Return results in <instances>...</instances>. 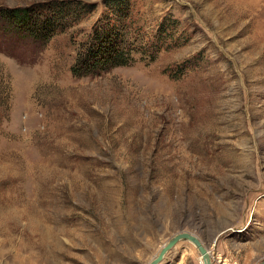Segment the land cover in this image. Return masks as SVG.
Segmentation results:
<instances>
[{
  "label": "rangeland",
  "instance_id": "1",
  "mask_svg": "<svg viewBox=\"0 0 264 264\" xmlns=\"http://www.w3.org/2000/svg\"><path fill=\"white\" fill-rule=\"evenodd\" d=\"M58 1L47 41L2 18ZM111 1L0 0V264H260L264 0ZM123 25L134 61L74 75Z\"/></svg>",
  "mask_w": 264,
  "mask_h": 264
},
{
  "label": "trees",
  "instance_id": "2",
  "mask_svg": "<svg viewBox=\"0 0 264 264\" xmlns=\"http://www.w3.org/2000/svg\"><path fill=\"white\" fill-rule=\"evenodd\" d=\"M108 2L109 0H106V3ZM72 4H79V2L58 1L38 6L4 9L2 18L12 27L15 25L20 28L23 35L35 40L47 41L70 20L68 10ZM83 5L90 8V4ZM128 28L129 26L123 25L113 32L106 27L104 35H100V29L95 31L78 54L77 61L72 67L73 74L81 77L110 67L131 64L134 57L126 38Z\"/></svg>",
  "mask_w": 264,
  "mask_h": 264
},
{
  "label": "water",
  "instance_id": "3",
  "mask_svg": "<svg viewBox=\"0 0 264 264\" xmlns=\"http://www.w3.org/2000/svg\"><path fill=\"white\" fill-rule=\"evenodd\" d=\"M181 240H189L192 243H194L202 255L204 264H213L210 253L204 247L200 239H198V237L186 231L178 232L175 235H173L163 245L159 253L148 264H160L165 258V255L168 253V251H170ZM260 264H264V260Z\"/></svg>",
  "mask_w": 264,
  "mask_h": 264
},
{
  "label": "bare ground",
  "instance_id": "4",
  "mask_svg": "<svg viewBox=\"0 0 264 264\" xmlns=\"http://www.w3.org/2000/svg\"><path fill=\"white\" fill-rule=\"evenodd\" d=\"M202 260H203V258H202ZM203 263H204V261H203Z\"/></svg>",
  "mask_w": 264,
  "mask_h": 264
}]
</instances>
